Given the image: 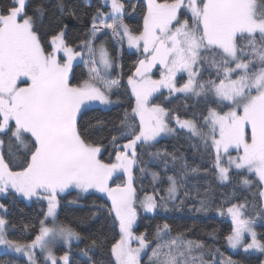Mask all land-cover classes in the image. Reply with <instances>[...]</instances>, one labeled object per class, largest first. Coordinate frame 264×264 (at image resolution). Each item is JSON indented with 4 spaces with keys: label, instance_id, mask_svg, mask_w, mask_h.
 Listing matches in <instances>:
<instances>
[{
    "label": "snow or ice",
    "instance_id": "1",
    "mask_svg": "<svg viewBox=\"0 0 264 264\" xmlns=\"http://www.w3.org/2000/svg\"><path fill=\"white\" fill-rule=\"evenodd\" d=\"M29 7V0H10L0 9V194L12 191L28 200H45L47 210L38 232L26 242L8 238L14 225L0 216V248L27 257L26 264H38L37 250L45 254L44 264H71L73 242L87 239L83 264H142V256L144 264H241L218 247L188 239L186 231L174 234L167 221L151 236L134 231L138 209L183 211L186 200H195L199 207L189 210L206 213L213 205L210 185L203 192L198 183L189 185L190 178L197 180L207 170L188 163L183 154L160 150L149 155L157 166L163 165L167 195L159 196L153 186L151 194L138 197L134 170L149 173L153 185L161 179L160 171L142 166L138 148L154 146L162 135L183 133L194 152L211 151L218 182H230L229 173L236 170L238 184L250 190L254 181L248 175L254 176L258 203H230L215 210L231 217L233 227L224 238L231 249L264 254V233L255 230L257 221L264 227V0H146L140 11L142 27L136 28L126 22L136 18L133 5L101 0L78 43L65 38L69 27L62 19L50 40L42 42L46 8L41 3L30 14ZM56 8L61 16L79 19L75 0H57ZM125 46L139 54L125 85L135 106L117 121L97 117L95 123H82L88 106L119 104L113 95L124 79L120 61ZM74 62L87 68V78L76 83ZM158 65L159 79H154ZM180 74L186 79L181 76L178 84ZM161 89L169 97L203 101L205 114L189 116L185 105L182 118L153 103ZM100 129L109 133L107 144L90 131ZM109 146L114 161L106 163L100 157ZM18 154L23 159L17 163ZM169 171L173 174L167 175ZM121 172L127 179L117 183L114 176ZM72 189L79 194L95 190L111 201L110 207L93 202L88 215L79 218L84 222L105 211L114 213L119 239L110 244L107 261L89 255L107 243L103 226L84 237L72 224L58 220V196ZM181 191L183 199L178 200ZM233 199L239 200L235 192ZM208 235L215 236V231ZM58 243L69 250L60 257L53 250Z\"/></svg>",
    "mask_w": 264,
    "mask_h": 264
},
{
    "label": "trees",
    "instance_id": "2",
    "mask_svg": "<svg viewBox=\"0 0 264 264\" xmlns=\"http://www.w3.org/2000/svg\"><path fill=\"white\" fill-rule=\"evenodd\" d=\"M94 2V5L93 3L91 5L92 13L101 0H94ZM41 3H43L46 8V13L41 21L42 42L50 40V37L55 34L57 29L56 22L60 19H62L63 23L67 24L69 27V31L66 33L65 37L69 43H78L79 40L84 38L83 34L88 24L71 23L67 20V14L61 16L56 8L57 0H29L30 14L31 10ZM126 20L127 23L134 28L137 26L142 27L141 19L135 18ZM109 50H112L111 44H109ZM138 58L139 56L135 52L130 51L128 48L125 49L122 59V64L124 65L123 81H126L127 75H130L134 71V63ZM86 78L87 74L82 64H76L74 66L73 83ZM122 85L123 89L120 94L123 97L122 104L109 109H104L102 107H90L85 110L86 114L83 116L81 122L87 123L92 121L95 123V118L97 117L106 122H113L117 121L125 110L130 111L131 107H133V99H131L132 97L128 88L125 87L126 83ZM153 103L160 104L178 112L182 118H186L184 115L186 110L185 105H187L189 116L191 112L203 115L205 114L206 108L203 101L197 102L194 99L185 101L183 97L177 99L175 97H169L167 94L157 95L153 99ZM90 131H92L93 137L97 139H104L109 134L106 129ZM193 142L197 143L196 141ZM104 143L107 144L106 139H104ZM158 150L176 153L178 155L183 154L187 157L188 163L193 164L194 166H199L202 170H207L206 173L202 174L197 180H192L190 178L189 185L198 183V187L201 192L204 191L205 186L210 185L214 203L210 210L206 213L189 210L191 207H199V204L196 203L195 200H186L183 211H172L169 213L158 212L150 214L144 213L140 210V217L135 230L138 233L146 232L149 236H151L158 224L167 221V223L172 226L174 234L176 231H186L188 239L204 241L207 245L218 247L225 256H232L233 259L239 260L241 264H261V262L264 261V254H256L252 252L244 253L242 249L234 252L228 248L224 238L230 233L233 227L231 217L228 215L221 216L215 210L216 208H226L230 206V203H243L245 201L258 203L259 197L255 195L258 191V188L255 186V180L254 186L250 190L245 189L243 186L238 184V179L240 177L237 176L236 171L231 170L229 173L231 178L230 182H218L215 178V170L212 167L213 158L211 151L207 153L194 152V150L189 147V143L183 133H180L178 136L169 137V139H160L154 146L138 148V153H140L143 161L142 166L145 168L151 167L152 169L161 172V179L159 183L154 185L160 193V196L166 195L165 189L168 187V182L164 179L165 173L161 171L163 165L160 164L157 166V164L153 163L149 155L150 153H154ZM101 157L106 161H113V149L110 146L107 147V149L102 152ZM172 174L173 172L171 171L167 173V175ZM138 175L140 183L149 186V182L141 174L138 173ZM191 191L192 194L195 195V189H191ZM233 192H235V195L239 197V200L233 199ZM75 195V192H71L70 194L62 197L61 206L58 212V220L60 222L72 224V226L84 237L90 236L103 226L107 243L103 249L91 251L89 255H91L93 259L107 261L109 259L108 248L110 244L119 239L118 222H115L114 226V213L109 214L105 211L102 212L96 219H88L84 222H80L79 218L86 217L88 215L93 202L96 205H103L105 207H110L111 203L107 198L101 195L89 194L80 199L82 204H71L69 202V198L75 197ZM179 199H183V191L180 192L178 200ZM0 204L5 206V209L0 210V212H2L5 218L9 221L10 225H14V227L10 228L8 231V238L17 239L22 242L33 239L34 235L38 232L40 226L39 221L44 218L43 214L45 213L46 208L45 202L43 200L29 202L25 198L20 197L18 194L13 195L12 191H10L7 195L0 197ZM81 205H84V207H81ZM255 228L258 234L264 233V227L260 226V221H257ZM213 231H215V236H209L208 233ZM87 243L88 240L85 239L79 243L72 244L70 251L66 247L60 246L57 252L59 254H63L65 251H69L71 264H83L81 250L85 248ZM9 260L13 261V264H26L27 261L26 257L20 256L18 253H0V262ZM142 264H144V262Z\"/></svg>",
    "mask_w": 264,
    "mask_h": 264
},
{
    "label": "rangeland",
    "instance_id": "3",
    "mask_svg": "<svg viewBox=\"0 0 264 264\" xmlns=\"http://www.w3.org/2000/svg\"><path fill=\"white\" fill-rule=\"evenodd\" d=\"M145 2H146V0H126V3H130L131 5H133L136 9H137V12H136V18L137 19H140V11H141V9H142V7H143V5L145 4ZM161 2H162V0H161ZM9 3H10V0H0V9H2L4 6H6V5H9ZM75 3H76V5L78 6V8H79V13H78V15H79V19H73L70 15H67V20L69 21V22H71V23H79V24H88L89 23V19H90V16L92 15V3H93V5H94V0H75ZM96 8V7H95ZM106 10V9H105ZM127 19V18H126ZM126 22H127V20H126ZM130 25V24H129ZM131 26V25H130ZM132 27V26H131ZM134 28V27H133ZM125 49H127V47L125 46V48H124V50H123V55H124V52H125ZM130 51H133V52H135L138 56H139V54L137 53V51L135 50V49H129ZM121 63H122V61H120ZM78 63H81V62H74V66L76 65V64H78ZM82 64V66H83V68H84V70H85V72H86V74H87V68L85 67V65L83 64V63H81ZM120 71V69H117V72H119ZM181 76H184V79H186V74H180V75H178V78H177V81H178V84L179 83H181L182 81L180 80L181 79ZM112 78H115V75H113V77ZM153 78L154 79H159V72L158 73H156V74H154L153 75ZM124 83H126V81H123L122 80V82H121V88L119 89V92L117 93V94H114L113 95V99L115 100V99H117V95H118V98H119V104H122L123 103V97H122V95H120L121 93H122V89H123V85L122 84H124ZM21 86H24L23 84H21ZM128 90H129V93L131 94V92H130V88H128ZM159 94H167L168 95V91H167V89H161V91L159 92V93H156L155 95H154V97H153V99L157 96V95H159ZM169 96V95H168ZM131 99H133V107L135 106V98L131 95ZM152 102H153V100H152ZM118 104V105H119ZM90 107H102V108H104V109H109V108H112V107H115V106H108V107H104V106H97V105H90V106H88V108H90ZM171 126H173V127H175V125L174 124H172ZM171 136L172 135H162L161 137H159L158 138V141L160 140V139H169V137L171 138ZM233 156H235L236 155V153H235V151H233L232 153H231ZM102 160H104L106 163L107 162H113V161H106L105 159H103L102 157H100ZM23 159V156L22 155H17L16 156V162L18 163V162H20L21 160ZM225 166H227V165H225ZM147 169H150V170H152V171H156V170H154V169H152L151 167H149V168H147ZM138 170H134V177H135V179H134V185L136 186V188H137V194H138V197H140V198H143V195L147 192L148 194H151L152 193V190H153V181H152V178H151V175L149 174V173H144V174H141L139 171L137 172ZM236 171V170H235ZM138 173L139 174H141L148 182H149V186H147V185H143V184H141L140 183V181L138 180L139 178V175H138ZM127 179V176H126V173H123V172H121V173H117L116 174V176H114V180L117 182V183H119V182H122V181H125ZM248 179H250V180H255V178H254V176H252V175H248ZM144 180V179H143ZM160 181V180H159ZM159 181H157V182H155V185L156 184H158L159 183ZM71 192H75V197H72V198H69V202H71V201H73V200H78V204H82V202L80 201V199L81 198H84L85 196H87V195H89V194H98V195H101V196H103V197H105V198H107L109 201H110V199L104 194V193H99V192H96L95 190H90L89 191V193L88 194H79L78 193V190H74V189H72V190H69L68 192H65V193H62V194H59V196H58V198L60 199V201H61V199H62V197L63 196H65V195H68V194H70ZM19 195V194H18ZM158 195L160 196V193L158 192ZM166 195H167V193H166ZM165 195V196H166ZM1 196H4L3 194H0V197ZM178 197H179V195H178ZM178 197H177V199H178ZM23 198V197H22ZM26 200H28L27 198H25ZM41 201V199H36V198H32L31 200H28L29 202H33V201ZM44 202H45V204H46V208H45V212H46V210H47V202L45 201V200H43ZM110 203H111V201H110ZM72 204V203H71ZM75 205H77V204H75ZM140 210H142V209H138V219H137V223H138V220H139V217H140ZM58 212H59V209H58ZM142 212H144L143 210H142ZM145 213V212H144ZM150 214H153V213H150ZM0 216H3L4 218H5V216L2 214V212H0ZM6 219V218H5ZM7 220V219H6ZM48 223V226L49 227H51L52 225H51V222L50 221H48L47 222ZM137 225V224H136ZM135 228H136V226L134 227V231L137 233V234H140V233H138L136 230H135ZM255 230H256V228H255ZM257 231V230H256ZM258 233V232H257ZM75 243H77V242H73V244H75ZM79 243V242H78ZM60 246H63V247H66L67 248V246L66 245H64L63 243H58L56 246H55V248L53 249L54 250V253H55V255L57 256V257H60V256H62L63 254H59L57 251H58V248L60 247ZM133 246H136L135 245V243L133 244ZM228 248L230 249V250H232V251H234V252H236V251H238V250H241V249H231L230 248V246H228ZM68 249V248H67ZM4 252V250L2 249V248H0V253H3ZM250 252H252V253H256V254H261V253H259V252H257V251H255V250H250ZM20 255V254H19ZM39 255V256H38ZM44 253H41L39 250H37L36 251V260H37V262H38V264H44ZM21 256V255H20ZM26 259H27V257H26ZM69 259H70V254H69ZM146 260V256H142V263L144 262ZM264 262V261H263ZM60 264H62V261L60 262Z\"/></svg>",
    "mask_w": 264,
    "mask_h": 264
},
{
    "label": "water",
    "instance_id": "4",
    "mask_svg": "<svg viewBox=\"0 0 264 264\" xmlns=\"http://www.w3.org/2000/svg\"><path fill=\"white\" fill-rule=\"evenodd\" d=\"M160 70V66L158 65L156 68L153 69V75L158 73Z\"/></svg>",
    "mask_w": 264,
    "mask_h": 264
}]
</instances>
